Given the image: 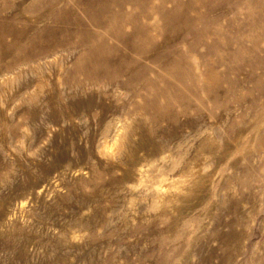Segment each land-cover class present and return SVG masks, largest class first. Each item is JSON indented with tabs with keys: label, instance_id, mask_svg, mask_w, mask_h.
<instances>
[{
	"label": "rangeland",
	"instance_id": "obj_1",
	"mask_svg": "<svg viewBox=\"0 0 264 264\" xmlns=\"http://www.w3.org/2000/svg\"><path fill=\"white\" fill-rule=\"evenodd\" d=\"M0 264H264V0H0Z\"/></svg>",
	"mask_w": 264,
	"mask_h": 264
},
{
	"label": "bare ground",
	"instance_id": "obj_2",
	"mask_svg": "<svg viewBox=\"0 0 264 264\" xmlns=\"http://www.w3.org/2000/svg\"><path fill=\"white\" fill-rule=\"evenodd\" d=\"M139 30L136 32L138 33ZM105 33V32H104ZM140 33V32H139ZM138 33V35H139ZM123 42H125L128 46L133 44V41L129 38L124 39ZM114 50V49H112ZM124 57V56H123ZM125 58V57H124ZM118 62H121L120 59L118 58H108L107 52L104 48H102L101 45H96L92 48H90L86 54V56L81 60L77 61L75 63L74 67V77H79L81 80L75 84L74 87H72V91L75 93L77 92H92L90 90L95 89L98 87L102 80H106L108 83V89L113 88V89H118L119 86V81L117 80V73L122 72H127L128 70V65L123 64V67L121 68H114L112 66V63L118 64ZM253 67V66H252ZM123 69H125L123 71ZM117 72V73H116ZM130 77V76H129ZM128 77V78H129ZM191 82V81H190ZM189 83V82H188ZM122 86H125V84H120ZM104 86V85H103ZM169 87V86H168ZM100 88V87H98ZM105 88V87H104ZM107 88V87H106ZM100 90V89H99ZM97 90V92L99 91ZM191 90V89H190ZM175 91V90H174ZM100 93V92H99ZM110 93V92H109ZM194 93V92H193ZM221 93V92H220ZM98 94V93H97ZM93 94H88L87 98L89 100H93L92 97ZM166 95V94H165ZM163 95L161 94V97ZM80 97V96H79ZM89 97H92L90 99ZM100 97V96H99ZM85 98V97H83ZM97 99V97H96ZM99 99V98H98ZM81 100V99H80ZM83 100V99H82ZM182 100V99H181ZM97 102V101H96ZM191 102V101H190ZM155 103V102H154ZM191 104V103H190ZM189 104V105H190ZM257 104V103H256ZM80 105V104H79ZM86 105V104H85ZM172 105V104H171ZM96 107V106H95ZM169 107V106H168ZM190 107V106H189ZM192 107V106H191ZM84 108V107H83ZM170 109V108H169ZM172 109V108H171ZM96 110V109H95ZM254 110V109H253ZM167 112V111H165ZM169 113V112H168ZM172 113V112H171ZM173 115V113H172ZM200 115V114H199ZM206 115V114H205ZM159 116V115H158ZM157 116V117H158ZM170 116V115H169ZM177 116V115H176ZM181 116V115H180ZM197 116V115H196ZM179 117V115H178ZM183 117V116H182ZM205 117V116H204ZM176 118V117H175ZM181 118V117H180ZM185 118V117H184ZM190 118V117H189ZM206 118V117H205ZM160 119V117H159ZM194 119V118H193ZM186 120V119H185ZM202 120V119H201ZM200 120V121H201ZM204 120V119H203ZM187 121V120H186ZM191 121V120H189ZM184 122V121H183ZM188 122V121H187ZM178 123V122H176ZM182 123V122H181ZM185 123V122H184ZM200 123V122H199ZM174 124V122L172 123ZM210 124V123H209ZM195 125V124H194ZM177 126V125H175ZM205 127V126H204ZM169 128V127H168ZM171 129V128H170ZM169 129V130H170ZM117 136V135H116ZM190 173H195L194 171L190 170ZM183 187L184 189L187 188L188 184L187 183H179L173 185L172 188L174 187Z\"/></svg>",
	"mask_w": 264,
	"mask_h": 264
}]
</instances>
